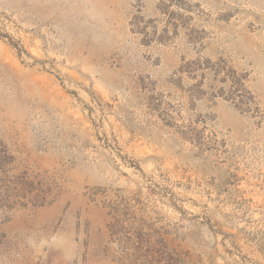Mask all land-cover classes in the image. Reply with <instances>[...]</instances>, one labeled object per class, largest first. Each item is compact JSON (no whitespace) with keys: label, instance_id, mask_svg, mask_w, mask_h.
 Returning <instances> with one entry per match:
<instances>
[{"label":"rangeland","instance_id":"rangeland-1","mask_svg":"<svg viewBox=\"0 0 264 264\" xmlns=\"http://www.w3.org/2000/svg\"><path fill=\"white\" fill-rule=\"evenodd\" d=\"M0 264H264V0H0Z\"/></svg>","mask_w":264,"mask_h":264}]
</instances>
